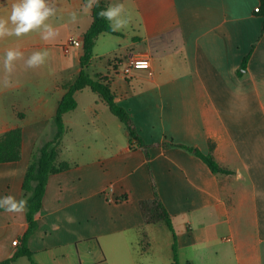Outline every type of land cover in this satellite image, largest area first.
Returning a JSON list of instances; mask_svg holds the SVG:
<instances>
[{"label": "crops", "instance_id": "1", "mask_svg": "<svg viewBox=\"0 0 264 264\" xmlns=\"http://www.w3.org/2000/svg\"><path fill=\"white\" fill-rule=\"evenodd\" d=\"M15 2L0 0V18L10 15ZM55 2L59 11L48 21L58 31L55 39L45 41L38 31L0 39V135L22 129L20 160L0 163V197L22 199L32 154L40 141L51 139L57 107L82 71V46L71 48L64 63L56 47L72 39L83 44L92 10L81 11L86 0ZM106 3L124 4L130 23L97 38L84 71L95 63L104 67L90 77L109 84L148 148L131 140L98 93L88 86L77 91L76 109L64 115L59 156L71 168L49 177L37 227L26 241V212L0 209V264L24 246L36 264H264V14L255 11L260 0ZM72 12L76 23L69 20ZM65 29L77 35L66 38ZM9 48L24 55L5 89ZM44 49L46 62L27 68V58ZM133 58L149 59L151 73H125ZM81 97L88 99L83 109ZM7 108L23 112L9 122ZM183 147L211 153L229 173L215 175ZM153 185L176 240L166 225L144 223L139 203L154 197ZM11 264L32 262L22 256Z\"/></svg>", "mask_w": 264, "mask_h": 264}, {"label": "trees", "instance_id": "2", "mask_svg": "<svg viewBox=\"0 0 264 264\" xmlns=\"http://www.w3.org/2000/svg\"><path fill=\"white\" fill-rule=\"evenodd\" d=\"M260 8L264 14V0H260ZM107 8L106 0H100L99 7L92 9V23L89 29L85 32L82 44V56L80 58V66L82 71L77 79L67 86V91L60 101L56 113L53 117L54 133L52 138L48 141H40L28 163L26 173L22 184V199H27V221L28 229L24 235V241L33 233L37 227L35 216L42 207V200L46 190L48 179L51 175L64 172L71 168V164L68 162L60 161L61 142L66 133L64 125V115L77 107V101L75 99V93L82 90L85 87H90L94 92L98 93L103 101L107 104L110 111L116 116L125 128L128 130L131 140L134 139L138 142V145L147 150L146 145L139 137L135 126L133 125L128 113L124 108L115 103V96L110 90L109 84L101 82L100 76L96 78L90 77L84 69L91 65L93 58L94 46L97 38L102 33L116 34L109 27L107 20L98 17L97 13L101 9ZM167 146V145H164ZM169 146H177L169 144ZM190 152H193L199 158H201L210 168L215 175L228 174L229 171L219 165L210 153L208 155L203 154L197 149L190 147H183ZM22 149V129L16 127L8 132L0 135V163L15 162L21 158ZM154 197L152 199L143 200L139 203L140 210L143 216L144 223L149 224H164L173 233L174 240H176L174 226L172 224L171 217L163 205L162 201L158 197L155 187L153 185ZM142 241L144 243L143 250L146 251L149 248V238L145 232L142 235ZM175 255V244L173 245ZM28 257L32 264H36L32 260V254L25 246L21 248L12 258L4 262V264H11L19 257Z\"/></svg>", "mask_w": 264, "mask_h": 264}, {"label": "clouds", "instance_id": "3", "mask_svg": "<svg viewBox=\"0 0 264 264\" xmlns=\"http://www.w3.org/2000/svg\"><path fill=\"white\" fill-rule=\"evenodd\" d=\"M100 0H86L81 11L90 14L94 7H99ZM59 9L55 0H16L11 6L8 17L0 18V39L15 36L17 38L25 36L33 31H38L41 39L50 41L56 38L58 31L48 21L57 15ZM98 17L109 22L112 31H121L130 23L124 4L109 5L97 13ZM71 23L78 21V14H69ZM23 52L19 49L9 48L5 51L3 67L5 77L3 87L5 89L12 86L9 75L14 71L15 62L23 59ZM49 56L47 49L34 51L25 61L27 68H37L46 62ZM0 209L8 213H24L27 211V199L17 200L12 195L0 197Z\"/></svg>", "mask_w": 264, "mask_h": 264}, {"label": "rangeland", "instance_id": "4", "mask_svg": "<svg viewBox=\"0 0 264 264\" xmlns=\"http://www.w3.org/2000/svg\"><path fill=\"white\" fill-rule=\"evenodd\" d=\"M73 34H75V35H73ZM76 35H77V32H75V31H73L71 29L70 30L69 29H65V31H64V37H66V38H70V37L76 36ZM56 51H57L56 52L57 58L62 59V62L64 63L67 60L68 57H71L73 55L74 49L71 50L70 54L63 53L61 47H56ZM47 66H48V63H47ZM103 68L104 67H100L99 65L96 68V63H95L92 67L89 68V70H85V71H86V73L88 75L92 76L94 72H96L98 70H103ZM46 70H47V72L49 71L48 67L46 68ZM87 103H88V99L86 97H81L80 98V107H81L80 109H83L84 106H86ZM0 112H1V114L3 113V111H0ZM4 112H5L7 121L12 122L13 120H15V121L17 120L16 119L17 118L16 113L17 112H23V111L22 110L14 111L13 109L7 108V110H5ZM25 112H27V111H25ZM48 132H49V130H48ZM52 133H54V129H53ZM49 137L50 136L45 137V140H48ZM144 255H146V254H144ZM144 257H146V256H144Z\"/></svg>", "mask_w": 264, "mask_h": 264}, {"label": "built area", "instance_id": "5", "mask_svg": "<svg viewBox=\"0 0 264 264\" xmlns=\"http://www.w3.org/2000/svg\"><path fill=\"white\" fill-rule=\"evenodd\" d=\"M259 8H256L255 11L259 12ZM82 43L79 40L72 39L66 44L62 45V50L65 54H68L73 47H81ZM132 69L136 70H146L150 72L151 64L147 58H133L129 61L128 67L125 70V73L130 72ZM151 73V72H150ZM17 244V241L14 242Z\"/></svg>", "mask_w": 264, "mask_h": 264}]
</instances>
